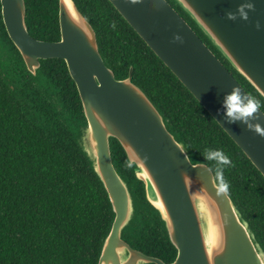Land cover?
I'll return each instance as SVG.
<instances>
[{"label": "water", "instance_id": "95a60500", "mask_svg": "<svg viewBox=\"0 0 264 264\" xmlns=\"http://www.w3.org/2000/svg\"><path fill=\"white\" fill-rule=\"evenodd\" d=\"M225 61L264 100V0H172ZM146 46L232 139L264 178V113L251 121L227 123L225 95L239 88L220 59L166 0H108ZM251 3L247 20L228 13ZM60 39H33L25 22L24 0H0L8 38L27 71L36 76L40 61L65 62L86 123L75 140L107 194L114 219L97 264H264V250L231 197L219 191L213 172L195 163L185 144L167 129L146 94L127 78L117 80L99 53L96 34L73 0H58ZM259 26V27H257ZM179 37V39H177ZM111 140H116L143 184L145 199L159 215L177 252L172 263L149 257L125 240L136 219V203L117 171Z\"/></svg>", "mask_w": 264, "mask_h": 264}, {"label": "trees", "instance_id": "16d2710c", "mask_svg": "<svg viewBox=\"0 0 264 264\" xmlns=\"http://www.w3.org/2000/svg\"><path fill=\"white\" fill-rule=\"evenodd\" d=\"M93 28L99 53L117 80L138 86L183 142L195 163L213 172L207 150H221L231 166L223 180L264 250V178L189 91L163 65L108 0H73ZM190 25L249 96L264 100L218 53L195 23ZM25 22L38 41L60 39L58 0H24ZM86 123L76 86L59 59L40 61L31 75L5 31L0 6V264H97L114 215L106 192L75 140ZM114 165L136 203L124 240L135 250L172 263L177 255L159 215L145 199L125 152L111 140Z\"/></svg>", "mask_w": 264, "mask_h": 264}, {"label": "clouds", "instance_id": "9594fccd", "mask_svg": "<svg viewBox=\"0 0 264 264\" xmlns=\"http://www.w3.org/2000/svg\"><path fill=\"white\" fill-rule=\"evenodd\" d=\"M252 9L253 5L251 3L243 4L237 9L236 14L228 13L227 19L235 20L238 14L241 20H247V11H251ZM177 39H179V37H177ZM221 107L223 112L221 113L220 110H218V114H222L227 123L235 124L239 122L251 131H256L260 128L258 124H253L251 121L254 114L262 108L261 102L252 96H242L239 88H233L229 94L224 96ZM205 158L216 162L217 176L220 178L219 191L221 193H226L229 185L223 180V168L224 166H231L232 161L229 156L221 150H207Z\"/></svg>", "mask_w": 264, "mask_h": 264}, {"label": "flooded vegetation", "instance_id": "af4514ba", "mask_svg": "<svg viewBox=\"0 0 264 264\" xmlns=\"http://www.w3.org/2000/svg\"><path fill=\"white\" fill-rule=\"evenodd\" d=\"M58 11H59V4H58ZM59 20V19H58ZM140 252V251H139ZM155 258V257H154Z\"/></svg>", "mask_w": 264, "mask_h": 264}]
</instances>
